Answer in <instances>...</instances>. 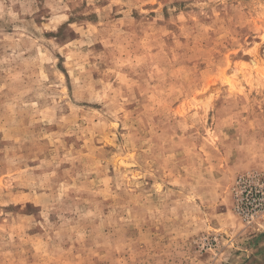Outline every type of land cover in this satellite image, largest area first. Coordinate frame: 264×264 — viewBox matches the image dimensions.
Instances as JSON below:
<instances>
[{
	"label": "rangeland",
	"instance_id": "374dc122",
	"mask_svg": "<svg viewBox=\"0 0 264 264\" xmlns=\"http://www.w3.org/2000/svg\"><path fill=\"white\" fill-rule=\"evenodd\" d=\"M0 264H264V0H0Z\"/></svg>",
	"mask_w": 264,
	"mask_h": 264
}]
</instances>
